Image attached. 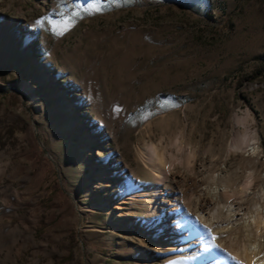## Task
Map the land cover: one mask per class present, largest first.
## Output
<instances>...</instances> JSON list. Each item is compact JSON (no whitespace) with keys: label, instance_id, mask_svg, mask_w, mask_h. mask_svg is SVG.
Masks as SVG:
<instances>
[{"label":"rangeland","instance_id":"rangeland-1","mask_svg":"<svg viewBox=\"0 0 264 264\" xmlns=\"http://www.w3.org/2000/svg\"><path fill=\"white\" fill-rule=\"evenodd\" d=\"M237 118L264 162V0H0V264H211L135 202L138 150L196 154L166 184L189 217L202 178L244 184Z\"/></svg>","mask_w":264,"mask_h":264},{"label":"bare ground","instance_id":"bare-ground-1","mask_svg":"<svg viewBox=\"0 0 264 264\" xmlns=\"http://www.w3.org/2000/svg\"><path fill=\"white\" fill-rule=\"evenodd\" d=\"M236 120L244 124L246 128L242 133L235 135L227 147V153L240 152L242 154L241 166L248 171V175L243 186L232 195H228L225 188L218 186L217 183L223 179L221 173L204 177L201 181H207L212 186L200 187L197 195H191V216H184L180 206L171 205L167 201L166 184L176 179L178 175L176 170L180 166H185L189 174L194 175L197 164L196 154L191 153L183 161L171 154L168 148L160 149L152 144L146 154L142 149L138 150V159L153 182L143 185L140 191L132 196L136 203L143 205V210L152 208L156 226L158 224L168 226L171 219L179 220L180 226L175 228L177 234L187 237L191 235L189 230L191 223L194 232L200 233L196 239L199 257L203 255L208 258L212 257L211 264L221 262L224 264H264V244L261 240L264 237V168L262 169L264 162L260 160V146L256 136L250 131L248 119L237 118ZM172 145L182 149L179 139ZM205 167L204 161L199 170L200 174H204ZM220 195L229 200H239V206L231 204L222 208L217 204ZM165 205L170 206L165 207ZM248 215H251L252 221L247 229L253 231L250 237L254 239V243L240 244L238 235L226 239L227 235L233 232L240 234L235 221L245 216L247 218ZM173 223L175 224L174 221ZM189 259L193 260V256Z\"/></svg>","mask_w":264,"mask_h":264},{"label":"snow or ice","instance_id":"snow-or-ice-1","mask_svg":"<svg viewBox=\"0 0 264 264\" xmlns=\"http://www.w3.org/2000/svg\"><path fill=\"white\" fill-rule=\"evenodd\" d=\"M38 23H39V21H38Z\"/></svg>","mask_w":264,"mask_h":264}]
</instances>
